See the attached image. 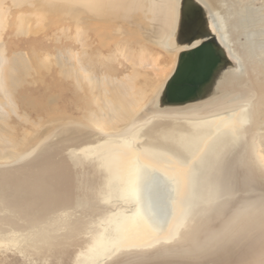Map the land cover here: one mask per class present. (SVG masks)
<instances>
[{"label": "bare ground", "instance_id": "obj_1", "mask_svg": "<svg viewBox=\"0 0 264 264\" xmlns=\"http://www.w3.org/2000/svg\"><path fill=\"white\" fill-rule=\"evenodd\" d=\"M4 1V27L14 12L25 25L28 5L44 32L50 23L74 29L66 35L84 49L65 44L67 54L54 62L78 89L88 83L104 94L99 112L90 109L85 122L69 121L29 150L27 140L0 131L9 143L0 148V264H264V176L249 160L264 130V90L255 79L264 71V3L232 0L230 18L216 0ZM114 38L115 53L139 67L147 61L154 73L134 65L124 78L95 76L93 53ZM96 39L105 42L95 46ZM141 39L171 52L168 78ZM207 41L224 57L211 80L193 100L164 103L180 55ZM49 57L40 61L47 70ZM32 68L22 55H0L8 101L0 104L1 129L11 112L29 119L14 92ZM152 99L149 116L136 117ZM123 123V132L113 130Z\"/></svg>", "mask_w": 264, "mask_h": 264}, {"label": "rangeland", "instance_id": "obj_2", "mask_svg": "<svg viewBox=\"0 0 264 264\" xmlns=\"http://www.w3.org/2000/svg\"><path fill=\"white\" fill-rule=\"evenodd\" d=\"M216 1L226 11L227 15L230 16V18L233 17L232 9L229 7L232 0H216ZM242 1L246 3L249 0H242ZM262 3H264V0L256 1V5H260ZM3 4L6 7V5H12V1L5 0ZM26 6H23L24 8L22 7L24 12L28 11V13L26 12L27 14L26 13L24 14V16L27 15L25 17V22H26L25 25L20 26V23L18 24L19 15L18 13L15 12L9 18L10 21L9 25L4 27L3 24H0V55L3 54L8 57L13 56L15 54L22 55L23 57L28 58L32 62L33 68L32 70H29V73L25 76L24 78L25 82H23L24 84L18 86L19 88L17 87L16 91L14 92L18 105V112L23 113V111H25L29 114L30 117L29 119H25L23 116H18L15 112L13 113L11 112V115L10 113L8 115L9 122L7 121V125L4 126L2 129L0 128V131L10 132L11 136L14 137L16 141H20L22 139L27 140L25 150L27 149L29 150L32 146L38 145L42 139L43 140L48 139L50 137L48 136V134L53 133L59 127L63 125L66 126L73 120L79 122L80 121L85 122L84 116L87 112L90 111V109L99 112L100 111L99 109L103 108L102 107L103 103L99 102V104H101V107L98 106L99 104L97 103L96 99L98 100L99 98L98 96H102L104 92H103V87L101 86L98 87L97 85L96 89L91 88V86L88 83H85V85L83 84V86L79 87L78 89L77 84L74 82V80L66 76L64 77V75H62L59 72L58 65L54 62V60L56 59L55 57L57 55L64 56L67 54L66 51H68V47H66L65 44L72 45L71 43H74L75 44V45L73 44L74 45L73 48L75 49L74 52L80 51V49L81 50L84 49L82 46L83 43L80 40H76L77 42L76 43L75 41L71 40L72 38L70 39V37H67L66 34L71 33L70 34L71 36L75 34L74 29H71L70 32L63 26L62 23L61 24L50 23L49 28L47 29L46 32H44L46 29L44 30L43 28L40 29L38 28L40 26L36 22L34 18V14L30 11L28 7L27 9ZM12 9L15 10L14 7ZM234 29H235L234 32L237 34L236 32L237 28L235 26ZM91 32L92 33L90 34V37L93 40V38H95V31L92 30ZM127 39L129 40V44L132 45V47L136 49L139 48V46H137L135 42V40L138 39H136L134 36L129 37ZM116 41L117 40L115 38L110 39L109 41L107 40L106 42H108L107 43L108 45L99 47L98 49L99 51L97 50L96 52L93 53L94 56L91 58L90 61L92 62L91 64L93 66L92 69L94 68L92 71L95 70L93 72L95 76L100 78L102 77L103 74H109L111 78L113 77L114 78L117 77L118 79L124 78L126 75L134 71L133 68L135 67L134 65H136L137 68L135 67V69H138L137 71L142 70L141 73H144L143 71L147 73H154L153 71L154 67H152L151 64L149 65L147 61L144 63L143 66L141 64L140 65L141 67H139V64L136 62L138 61L137 59H132L131 57H127L125 54L124 55L121 54V52L115 53L114 47H116L115 46ZM104 42L105 41L102 40L100 41L96 39L94 45L98 46L99 43H104ZM140 42L144 43L146 41L144 39L143 40L141 39ZM147 44L150 47V49L152 48L150 51L153 54V57L156 58V56H158L159 58L160 56L159 58L160 64L162 66L166 64L167 66L166 71H168L169 68V71L166 74L167 75L166 77L168 78L172 71L170 64L172 60V56L168 54L171 52L164 50L162 47L157 46L156 44H152V43H147ZM112 52L114 53L112 54ZM46 55L50 56L49 58L50 60H52L50 67L51 69L49 70H47V68L42 67L40 65V61L44 60ZM140 77H141L140 81H142L143 80L142 78L144 76H142L141 74ZM255 79L257 84L259 83L258 85L260 87H263L262 89L264 90V71H262L259 74V76L255 77ZM167 83L169 84H166L164 92L161 95V99L164 103H166L164 101V97H166L167 95V87L170 85L169 81ZM160 89L161 86H159L158 89L156 90V94L159 93ZM112 94L110 92L109 95ZM156 94L154 95V97L156 96ZM95 95H97V97H95ZM3 96L4 94H2V92L0 91V104L2 103L7 106L8 103L7 98L5 96L4 98ZM153 101H154L153 99L149 100L146 106L142 108V110L140 109L136 117H138L140 112L142 116L143 115H145L146 117L149 116L150 112H148L147 109L153 108L152 106ZM167 104H171V103H167ZM226 116H228V114H226ZM2 123L3 122L0 123L1 126H3ZM125 127H127V124L123 123L120 124L118 128H114L113 130H118V132H123L122 129ZM258 135L256 138L254 137L253 145H252L253 152L249 160L251 165L253 166V171H256L258 169L260 173H262V175L264 176V162H263L264 161V130L260 131ZM0 148L9 149V143L2 144V142H0ZM261 154L263 155L262 158L260 157ZM261 159H263V161ZM166 259H170V258H163L159 260H166ZM146 261L147 260H141L139 261V263L141 262V264H148V263L152 264L156 262L155 259H148V261L147 262Z\"/></svg>", "mask_w": 264, "mask_h": 264}, {"label": "water", "instance_id": "obj_3", "mask_svg": "<svg viewBox=\"0 0 264 264\" xmlns=\"http://www.w3.org/2000/svg\"><path fill=\"white\" fill-rule=\"evenodd\" d=\"M222 51L212 42L183 52L174 76L169 80L166 103L181 104L197 97L224 60ZM169 84V83H168Z\"/></svg>", "mask_w": 264, "mask_h": 264}]
</instances>
